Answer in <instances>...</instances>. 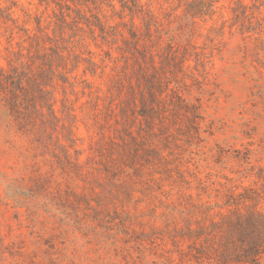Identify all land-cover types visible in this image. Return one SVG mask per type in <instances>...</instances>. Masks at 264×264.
<instances>
[{
    "label": "rangeland",
    "instance_id": "obj_1",
    "mask_svg": "<svg viewBox=\"0 0 264 264\" xmlns=\"http://www.w3.org/2000/svg\"><path fill=\"white\" fill-rule=\"evenodd\" d=\"M242 1L264 25V0ZM141 2L160 21L156 61L169 42L183 59L159 71L155 100L121 36L71 17L63 30L55 4L0 0L48 54L30 56L0 15V264H249L228 220L264 215V31L232 25L237 0L195 23L177 1ZM86 3L91 23L121 21V0Z\"/></svg>",
    "mask_w": 264,
    "mask_h": 264
},
{
    "label": "trees",
    "instance_id": "obj_2",
    "mask_svg": "<svg viewBox=\"0 0 264 264\" xmlns=\"http://www.w3.org/2000/svg\"><path fill=\"white\" fill-rule=\"evenodd\" d=\"M88 1L89 0H40V2L45 3L47 7L51 6V4L58 6L59 14H57L55 10L54 12L59 17L61 22L59 27L63 30L66 26L71 24V22L68 20V17H71V21L75 23L85 22L92 30H94L92 25L98 27L101 30V36L104 37V39H108L112 44L117 43L119 39L118 36H121L123 45H119V48L132 52V54H134L136 51L139 53L140 58H142L143 63L139 61L136 71L151 84L149 93L152 96V100H155L156 96L154 95L153 88H155L157 84L159 85L161 81L159 79V71L163 69V66L166 62L174 60L177 61V65H180V63L183 62V59L179 58L177 49L171 42H169L164 48L165 51L157 53V55L160 57V61L159 63L156 61V54L152 50V47L159 44L161 30L160 21L158 20L157 14L151 7V3H143L141 0H121L122 9L120 10L121 13H119L121 21L116 26H122V29H117L116 26H109L108 29L106 23H104L98 15H95L97 19L96 22L91 23L89 21L82 8V6L87 4L86 2ZM170 1H177L179 5L184 6V18L188 21V23H195L196 18L206 19L207 16L212 17L216 12V4L220 0ZM255 1L263 2V0ZM260 6L257 5L256 8H260ZM247 7V4H244L242 0H237V5L232 7V25H239L242 32H250L252 34L258 35L257 39H259L264 31L263 20L262 18H259L255 15V11L248 12ZM126 10H128V14L131 15V17L141 16L142 25L136 26L133 21H131L129 25L127 20L124 19ZM72 12H74L75 15H72ZM13 13L14 11L12 10V6H0V15L2 18L6 21H12L14 24H17L19 30L25 33L26 38H24V41L29 40L30 42L29 47L27 48L30 56H45V58L48 57V54L43 51L47 48L44 37L36 34H30L28 28L18 23V18L14 17ZM83 18H86V21H83ZM36 22L38 24V28L43 30L41 19L37 18ZM126 27L128 29L129 35H126L123 30ZM192 33L193 32L191 31V35ZM45 35H47V37L50 39L48 33H45ZM54 54L57 60H62L64 57L62 51L60 50H55ZM149 66L152 68L150 73L148 71ZM2 76H4L3 79L5 82L12 84V86L16 85L13 79H11L12 77H10L8 74H3ZM39 90L45 93L49 92L48 89L41 87V85H39ZM15 94L16 92L14 89L12 91V95ZM182 102H184V99H182ZM152 108L154 109V107ZM228 222L233 229L241 232V237H239V246L241 249L236 252L237 261L249 264H259L262 256L264 255V215L257 211H253L249 215L238 213L235 217H232L230 220H228ZM245 224L248 225L249 231L254 235L253 238L247 237L242 233V229H244ZM213 225L216 224L213 223ZM259 227L263 229L262 235L257 234L255 231L258 230ZM222 258V264H228L227 254H224Z\"/></svg>",
    "mask_w": 264,
    "mask_h": 264
}]
</instances>
